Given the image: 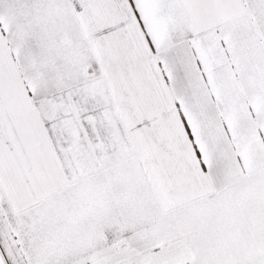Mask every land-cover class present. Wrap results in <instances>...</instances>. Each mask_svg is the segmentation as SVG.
<instances>
[{"label":"snow or ice","instance_id":"obj_1","mask_svg":"<svg viewBox=\"0 0 264 264\" xmlns=\"http://www.w3.org/2000/svg\"><path fill=\"white\" fill-rule=\"evenodd\" d=\"M0 264H264V0H0Z\"/></svg>","mask_w":264,"mask_h":264}]
</instances>
